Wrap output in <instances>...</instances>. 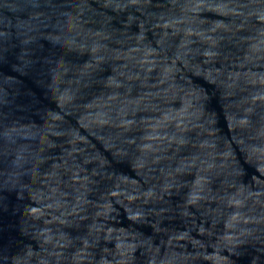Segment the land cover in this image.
Masks as SVG:
<instances>
[{
	"label": "water",
	"instance_id": "95a60500",
	"mask_svg": "<svg viewBox=\"0 0 264 264\" xmlns=\"http://www.w3.org/2000/svg\"><path fill=\"white\" fill-rule=\"evenodd\" d=\"M0 264H264V0H0Z\"/></svg>",
	"mask_w": 264,
	"mask_h": 264
}]
</instances>
